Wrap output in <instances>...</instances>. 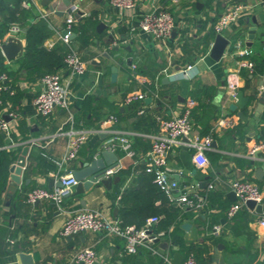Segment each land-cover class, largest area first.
<instances>
[{
  "label": "crops",
  "instance_id": "0c3cea01",
  "mask_svg": "<svg viewBox=\"0 0 264 264\" xmlns=\"http://www.w3.org/2000/svg\"><path fill=\"white\" fill-rule=\"evenodd\" d=\"M235 4L244 6L221 33L229 43L222 57L215 60L210 56L217 34L213 24ZM51 5L62 12L56 13ZM73 5L82 16L74 27L72 43L87 70L76 75L65 66L58 68L61 82L70 91L68 108H55L50 115L41 116L33 100L44 88L42 75L21 61L25 32L31 25L46 26L49 31L41 47L60 52V29ZM161 7L174 19L175 34L164 41L143 32L137 24L142 13ZM12 22L22 23L14 36L21 39L23 52L7 59L0 47L3 68L10 75L7 80L17 97L13 105L1 104L0 113L9 120L10 130L0 134V152L9 153L10 165L24 146L28 152L20 183L11 182L9 168L6 180L0 178V264H22L21 251L32 255L31 264H67L74 252L85 246L96 249L93 264H171L175 252H181L183 258L192 252L197 264H264V224L260 222L264 216V151L254 158L248 154L253 144L264 140V103L258 106L257 97L262 89L258 81L264 78V0H136L135 7L126 10L114 7L110 0H73L69 5L63 0H0V25ZM252 27L253 37L248 38ZM7 36L0 34V46ZM240 38L250 50L242 56L234 47ZM240 59L251 61L252 67L240 65ZM112 67L116 68L115 81L111 80ZM40 69L46 70L44 66ZM236 70L238 89L251 99L244 107L232 109L230 104L235 100L227 95L226 75ZM133 93H141L143 98L126 102ZM189 99L194 101L189 106L191 136L211 135L212 147L205 152L206 162L198 164L190 147L173 145L167 166L175 193H204L207 184L214 183L199 214L173 205L161 191L163 198H158L152 174L144 171L150 135L158 130L159 119L180 114ZM9 111L15 116L8 115ZM70 114L76 126L86 128H98L110 114L116 120L91 133L75 158L58 165L56 161L67 149V137L55 133ZM223 115L231 117L233 123L220 126L217 119ZM116 135H127L134 150L132 156L126 155L118 141L110 149L117 153L120 165L110 177L117 175L118 180L108 186L95 182L79 194H73L75 184L59 202L25 200L32 187L58 186L59 174L73 175L74 170L99 156L105 149L103 143ZM40 157L55 163L56 168L41 164ZM49 177L54 178L52 186ZM235 178H246L259 186L262 213L245 205L235 216L226 215L225 209L233 201L230 183ZM164 206L170 216L176 208L193 215L182 214L178 225H167L165 218H160L152 226L153 234L163 232L159 240L139 246L135 253L124 251L122 237L100 230L60 233L66 217L77 210L101 209L108 217L138 227L152 215L150 208ZM183 223L188 226L183 227ZM214 225L219 226L217 234ZM163 255L169 261H163Z\"/></svg>",
  "mask_w": 264,
  "mask_h": 264
},
{
  "label": "built area",
  "instance_id": "2783aa9c",
  "mask_svg": "<svg viewBox=\"0 0 264 264\" xmlns=\"http://www.w3.org/2000/svg\"><path fill=\"white\" fill-rule=\"evenodd\" d=\"M111 4L120 9H132L136 5V0H110ZM242 4H235L227 11L222 13L214 22L213 28L217 33H222L231 23L237 18L239 10L243 7ZM82 16L77 12L76 5H73L65 17V22L60 29V40L65 46V54L63 57L64 66L70 70L72 74H83L87 70L86 62L81 58L76 48L72 43V35L74 27L78 19ZM138 27L145 33L159 40H166L174 28V19L172 14L165 8H155L141 14L138 20ZM20 25L16 22L9 24L7 35H16L20 32ZM235 52L242 56L248 54L250 50L244 45L243 40L237 39L234 43ZM239 64L251 68V61L240 59ZM190 68L188 65L182 68V73H185ZM8 78L6 72H0V91L6 89L4 81ZM41 81L44 88L38 91L34 97V106L36 111L41 116H48L55 108L67 109L69 104V88L61 82L60 74L56 72H47L41 76ZM227 95L230 99L235 100V94L238 90L237 70L230 71L226 75L225 85ZM12 93V90L9 91ZM142 99L141 93H133L128 96L125 101L131 99ZM1 102V99H0ZM194 103L193 99L188 100V106L178 115L159 119L158 130L151 134V147L147 153L144 171L151 173L153 181L158 189L163 192L169 202L180 208H189L195 214L203 211L207 202V194L214 187L213 182H209L204 193H199L196 190L183 191L175 193L173 185L169 179L170 171L167 166V155L173 145L184 144L190 147L193 151V160L198 164L206 162L205 152L212 147L213 138L211 135H205L202 138L191 136L192 120L190 116V105ZM8 105V104H7ZM10 116H15L14 112L7 113ZM116 117L112 114L100 121L98 128L79 127L74 124L73 115L70 114L67 122L59 126L56 135L63 134L67 137V149L60 160L56 163L61 165L76 157L78 149L84 143L88 136L98 130H101L104 125L115 121ZM220 126L230 125L233 123L232 118L228 116H220L217 119ZM10 130V122L5 118L3 113H0V134L8 133ZM115 141H118L121 149L126 155L132 156L134 150L132 141L127 135H116L107 139L102 147L105 149H114ZM259 151H264V140L253 144L248 151L250 157H256ZM120 165L115 164L107 168L104 176L114 174ZM58 180L61 186L53 188L35 186L27 190L25 200L28 203H35L43 199H51L59 202L61 196L77 183L76 178L70 174L58 175ZM230 186L235 193V200L230 202L225 209L228 217L235 216L246 204L247 199H252L255 202H261L262 193L259 186L252 180L246 178H235L231 181ZM160 219L159 215H151L146 217L141 226L133 224H124L117 218H111L105 215L101 209H81L74 211L68 215L60 229L62 235H70L72 233L86 230H100L107 235H116L124 239V251L126 253H135L139 246L148 244L153 241L158 235L153 234L152 226ZM264 224V216L260 219ZM214 233L219 232V226L214 225ZM96 249L92 246H85L77 249L70 261L67 264H93L96 259ZM163 261H169L167 255L162 256ZM181 264H197L195 255L188 253Z\"/></svg>",
  "mask_w": 264,
  "mask_h": 264
},
{
  "label": "water",
  "instance_id": "95a60500",
  "mask_svg": "<svg viewBox=\"0 0 264 264\" xmlns=\"http://www.w3.org/2000/svg\"><path fill=\"white\" fill-rule=\"evenodd\" d=\"M73 0H63V2L66 5H69ZM50 9L54 10L56 13L57 12H62V11H57L53 8V6H50ZM174 31L171 32V36H174ZM254 34V28H250L248 30V38H252ZM229 40L221 33H217L215 35L214 41L212 43L211 49H210V56L218 60L222 57L224 50L226 46L228 45ZM1 50L4 54V56L7 59H12L16 58L22 55L23 52V44L22 41L19 37H16L14 35H8L5 40L1 43ZM116 79V68L112 67L111 68V80L115 81ZM259 85H261V91L258 93V106H262L264 103V78L260 79L258 81ZM253 94L255 96L257 93ZM252 96V97H253ZM251 99V95H244L243 90L238 89L235 94V102L230 104V108L235 109L236 107H244ZM28 152V147L24 146L21 149V155H19L10 165L9 167V178L11 182L14 183H20L21 182V171L22 167L25 165L26 162V157L25 155ZM118 161V155L116 152L110 150V149H103L100 152V155L93 158L90 162H86L83 166V168L76 169L73 171V176L76 178L77 183L75 185V189L73 194H79L84 192L85 190H88L89 187L95 183V182H100L106 186L109 185V183L112 180H118L119 176L115 175L114 178L112 179L110 176H104L103 172L111 167L117 164ZM259 171V170H258ZM256 172V174L258 173ZM48 183L49 186H52L55 181L53 177L48 178ZM56 185L61 186L60 181H56ZM232 200L234 201L236 196L234 191L231 193ZM36 203V202H35ZM83 203V201H82ZM245 204L247 207L254 209L255 212L257 213H262L263 212V204L260 202H255L252 199H247L245 201ZM183 227H187L188 223H183ZM159 240L158 237L153 238V242H157ZM21 263L22 264H31L33 262L32 255L27 252H19L18 253ZM183 259V254L181 252H175L173 254V258L171 259V264H181V261Z\"/></svg>",
  "mask_w": 264,
  "mask_h": 264
},
{
  "label": "trees",
  "instance_id": "16d2710c",
  "mask_svg": "<svg viewBox=\"0 0 264 264\" xmlns=\"http://www.w3.org/2000/svg\"><path fill=\"white\" fill-rule=\"evenodd\" d=\"M17 23V22H16ZM18 24L21 26L22 23L18 22ZM9 27L8 25H0V34H5L7 32V29ZM48 31L46 26L42 25H31L27 27L26 32H25V54L22 57L21 61L23 63H26L28 65H31L32 70L34 71H39L41 75L47 73V72H56L58 68L61 66H64L63 62V57L65 54V47L62 45L61 48L58 50L60 52H57L55 50H45L43 47H41V41L45 35L48 34ZM41 66H44L46 70L40 69ZM0 72H6V70L3 68L2 65V60L0 59ZM7 73V76L9 77V73ZM6 85V89L2 93V97H0L1 102H0V108H2V105L5 106L6 102L10 103L13 105L16 102V95L14 93H10L9 91L12 89V87L9 85V81L6 79L4 81ZM2 104V105H1ZM10 108V107H9ZM41 164L44 166L50 168V169H55L56 164L53 162L46 161L44 158L40 157L39 158ZM12 159L9 155L8 152L5 150H2L0 152V178L2 180H6L7 178V173H8V168L11 163ZM156 188V196L158 198H163L160 195V190L158 189L157 186ZM176 211L174 214L169 215V208L166 206L164 207H152L150 208V214L154 215H159L160 218L164 217V223L167 225L172 222L173 224H179L181 221L182 214L185 216H191L193 213L186 211L185 213L178 208L175 209ZM182 213H179V212ZM146 219V218H145ZM144 219V220H145ZM144 223V221H143ZM142 223V224H143Z\"/></svg>",
  "mask_w": 264,
  "mask_h": 264
}]
</instances>
